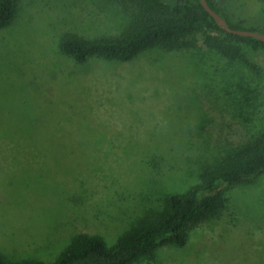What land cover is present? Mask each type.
Listing matches in <instances>:
<instances>
[{"label": "rangeland", "instance_id": "1", "mask_svg": "<svg viewBox=\"0 0 264 264\" xmlns=\"http://www.w3.org/2000/svg\"><path fill=\"white\" fill-rule=\"evenodd\" d=\"M212 1L218 8H225L233 20L244 19L247 29L254 25L256 28L261 22L260 7L254 1ZM128 3L123 5L121 0H17L11 20L0 28V94L29 81L43 84L45 88L52 87L54 91L65 89L69 94L67 90H72L73 85H66L58 75L57 80L50 79V72L56 67L59 41L72 35L85 40L120 35L127 27L129 16L140 14L136 6L132 7L133 3ZM257 31L264 35V23ZM210 36L215 35L210 33ZM194 39L200 45L201 37L196 35ZM245 55L264 75V50L246 48ZM185 59L186 56L179 59L166 54L160 57L157 52L150 51L129 63H110L108 67L101 66L89 72L92 78L105 84L108 82L105 79L115 74H123L122 85L131 83V78L141 77L136 79L134 86L149 87L150 92L156 93L145 94V101H131L126 106L109 105L104 98L98 100L99 105L91 99L84 100L90 108L87 114L93 115L86 122L75 124L74 133L79 136L60 135L52 143L49 142L51 136H45L44 144L54 145L51 149H62L61 145H65L74 152L89 151L86 164L63 180L68 190L82 187L86 193L77 202H64L63 211L56 219L45 221L38 213L39 205L31 203L39 196L36 195L41 190L39 184L26 181L27 189L14 185V175L21 177L28 169L25 165L37 169L40 163L17 160L19 147L5 148L12 152L9 159L8 153L0 148V251L15 260L34 258L52 263L70 237L78 232L101 236L111 244L132 218L158 204L161 192L184 193L198 184L196 173L212 154V137L216 132H210L211 137L207 135L209 128L196 129L194 117L201 114L200 106L206 116L214 114L206 111L213 105H208L205 96L200 94L215 92L221 85L216 76V87L214 84L212 90L208 89L209 85L202 82L203 77L195 74L200 67L193 73L183 72L179 65ZM203 61L212 65L213 59L207 56ZM91 77H81L79 81L88 85ZM114 94L111 89L107 97ZM194 105L198 108L196 113ZM119 106H122L119 111L112 109ZM1 109L2 129L21 130L23 123L18 113ZM115 130L121 136L112 140ZM104 134L112 140L111 144L97 149L96 146L104 142L101 141ZM140 144L150 152L151 170L136 159L137 150L131 148ZM94 147L96 151L92 152ZM27 174L25 172V176ZM221 190L229 202L220 217L196 230L186 249L160 252L159 264H249V256H252L249 254L256 253L261 248L258 242L264 241L263 229L249 230V194L264 199V179L251 190L249 187ZM205 198L206 194L200 193L198 203ZM17 242H25V246L13 249Z\"/></svg>", "mask_w": 264, "mask_h": 264}, {"label": "trees", "instance_id": "2", "mask_svg": "<svg viewBox=\"0 0 264 264\" xmlns=\"http://www.w3.org/2000/svg\"><path fill=\"white\" fill-rule=\"evenodd\" d=\"M205 1L230 29L259 33L257 28L264 23V0H251L260 7L262 19L256 28L254 25L248 29L244 26V19L233 20L225 8H218L212 0ZM121 2L123 5L133 3L132 7L136 6L140 14L129 16L127 27L120 35L89 40L72 35L59 41L54 63L56 67L51 70L50 79L57 80L58 75L67 82L66 85H73L72 90H67L69 94L65 89L54 91L52 87L45 88L43 84L31 81L13 86L0 94V109L4 107L1 110L8 113L15 110L23 123L21 130L10 131H4L0 125V148L5 150L19 147L20 153L15 156L17 160L21 158L28 163H40L37 169L25 165L28 169L23 171L21 177L14 175L13 180L17 184L14 185L22 189H27L26 181L40 185L41 190L36 193L39 196L31 203L39 205L38 213L45 221L56 219L63 211L64 202L81 200L85 190L81 187L70 191L63 180L86 164L89 151L74 152L65 145H61L62 149H51L54 145L44 144L43 140L49 135L50 143L54 139L57 141V136L60 135L79 136L74 133L75 124L86 122L93 115L87 114L90 108L87 107L88 104H84V100L91 99L95 105H99L98 100L104 98L109 105H125L131 101H145V94L154 95L156 92H150L149 87L134 86L136 79L141 77L131 78V83L129 81L122 85L120 80L123 74L108 76L105 79L107 84L89 74L91 70L110 63H129L150 51L157 52L160 57L164 54L179 59L186 56L185 61L179 65L181 70L193 73L200 67L201 70H197L195 74L203 77V84L209 85L206 87L210 90L217 76L221 87L215 92L200 94L205 96L208 105H213L208 106L206 111L214 114L206 116L202 112L203 107L198 106L201 114L194 117L196 129L203 131L209 128L207 135L211 137L212 131L216 132V136L212 137V154L198 168V184L195 187L184 193L162 190L158 204L144 209L139 216L132 218L119 231L113 243L108 244L98 235L78 232L70 237L52 263L34 258L15 260L0 251V264H159L157 258L160 252L186 249L196 230L220 217L229 202L221 188L227 190L249 187L251 190L264 179V75L245 55L246 48L264 50V43L224 32L204 11L199 0ZM16 4L17 0H0V28L9 23ZM210 33L215 36H210ZM196 35L202 39L200 45L194 39ZM207 56L213 59L212 65L203 61ZM87 76L91 79L88 80V85H84L79 80ZM84 86L88 88L85 89ZM111 89L116 94L108 98L107 94ZM15 101L20 103H9ZM196 106L194 105L195 113L198 111ZM120 107L122 106L112 109L118 110ZM54 136L56 137L53 138ZM119 136L121 133L116 131L111 139H120ZM112 140L104 134L101 139L104 142L96 148L111 144ZM140 145H133L131 148L137 150L136 159L151 170V159L148 157L150 152L142 147L143 144ZM49 148L52 151H46ZM5 151L9 159L12 152ZM148 158L149 161L145 162ZM25 172L28 173L27 176ZM200 193H205L206 198L198 203ZM261 198L259 195L249 194V230H264V199ZM258 243L261 248L256 253L249 254L252 255L249 256V264H264V241ZM24 246L25 242H17L13 249Z\"/></svg>", "mask_w": 264, "mask_h": 264}, {"label": "water", "instance_id": "3", "mask_svg": "<svg viewBox=\"0 0 264 264\" xmlns=\"http://www.w3.org/2000/svg\"><path fill=\"white\" fill-rule=\"evenodd\" d=\"M199 3L201 5V7L204 9V11L211 17L213 18V20L221 27V29L233 36H237V37H244V38H252L255 40H258L262 43H264V35H262L261 33H257V32H252V31H241V30H233L230 29L226 22L219 16L217 15L215 12H213L209 6L207 5L205 0H199Z\"/></svg>", "mask_w": 264, "mask_h": 264}]
</instances>
